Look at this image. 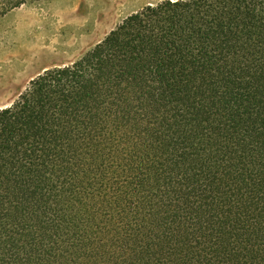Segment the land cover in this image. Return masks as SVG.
Returning a JSON list of instances; mask_svg holds the SVG:
<instances>
[{"label":"trees","instance_id":"trees-1","mask_svg":"<svg viewBox=\"0 0 264 264\" xmlns=\"http://www.w3.org/2000/svg\"><path fill=\"white\" fill-rule=\"evenodd\" d=\"M0 264H264V0L145 6L0 108Z\"/></svg>","mask_w":264,"mask_h":264},{"label":"rangeland","instance_id":"rangeland-1","mask_svg":"<svg viewBox=\"0 0 264 264\" xmlns=\"http://www.w3.org/2000/svg\"><path fill=\"white\" fill-rule=\"evenodd\" d=\"M164 0H40L0 16V108L46 69L70 65L126 17Z\"/></svg>","mask_w":264,"mask_h":264}]
</instances>
